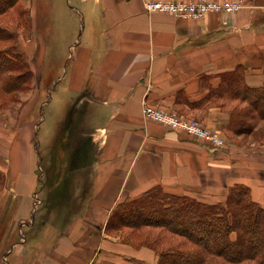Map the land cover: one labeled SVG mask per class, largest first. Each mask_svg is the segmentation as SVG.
I'll list each match as a JSON object with an SVG mask.
<instances>
[{
  "label": "crops",
  "instance_id": "1",
  "mask_svg": "<svg viewBox=\"0 0 264 264\" xmlns=\"http://www.w3.org/2000/svg\"><path fill=\"white\" fill-rule=\"evenodd\" d=\"M229 1L239 7L191 19L148 12L145 0H73L69 8L70 0H23L30 29L18 45L34 75L38 66L63 68L45 135L61 132L62 149L56 161L47 152V180L57 166L46 188L54 197L34 227L32 138L17 143V125L0 126V264H156L142 232L105 229L115 205L153 187L223 203L242 183L264 208V135L234 144L229 105L207 98L236 67L248 85L264 81V0ZM144 102L200 121L225 146L145 118Z\"/></svg>",
  "mask_w": 264,
  "mask_h": 264
},
{
  "label": "trees",
  "instance_id": "2",
  "mask_svg": "<svg viewBox=\"0 0 264 264\" xmlns=\"http://www.w3.org/2000/svg\"><path fill=\"white\" fill-rule=\"evenodd\" d=\"M19 2L0 0V42L14 39V33L2 27V20ZM31 76L29 62L13 44L0 48V87L4 92L21 90ZM207 98L221 105L224 100L236 102L226 124L234 136L253 135L264 121V81L248 85L242 67L222 73ZM3 179L0 170V184ZM126 228L144 234L142 243L155 251L156 264H264V208L242 183L229 187L223 203H206L153 187L111 210L106 231ZM150 229L157 230L152 239Z\"/></svg>",
  "mask_w": 264,
  "mask_h": 264
},
{
  "label": "rangeland",
  "instance_id": "3",
  "mask_svg": "<svg viewBox=\"0 0 264 264\" xmlns=\"http://www.w3.org/2000/svg\"><path fill=\"white\" fill-rule=\"evenodd\" d=\"M66 5L68 8L70 5L73 6V0H70V4L66 3ZM17 6L16 9H13L11 13H9L10 15H6L5 20H2V27L4 26L3 28L13 32L15 35L14 39L0 42V48H6L9 47L10 44H13L15 50L24 54V52L19 49L18 40L20 37L26 39L29 34V19L27 17L28 9L25 8L23 0H20ZM8 16H10V19ZM24 56L28 61L27 56L25 54ZM29 68L32 72V76L29 83L26 86H23L21 90L6 93L0 87V126L14 128L16 124L18 132L17 143L23 139L25 140V138L28 140L32 138L35 168L34 178L36 181L34 182L35 190L30 199L27 219H30V217L31 219L34 218L36 220L34 227H36L39 223L38 219L40 220V216H43L42 213L47 210L48 202L54 197L52 195H46V188L48 184L49 186L54 185L53 181L55 180L53 179V174L57 171L56 162H54V165H52V168L50 169L48 180L45 175H43L45 174L44 166L46 165L45 161L47 152L50 155L53 154L54 160L56 161L58 150L62 149V147H59L60 144L58 142L59 139L62 140V136L60 135L61 132H58L52 140H47L45 135L52 131V124L54 119L57 118V94H60L62 88L58 76L63 73V68L56 63L49 66H38L35 68V75L34 68L30 65ZM224 101L226 106L229 105L230 110L236 103L235 101ZM44 102H49V104L45 105L43 104ZM49 109H52V115L48 112ZM66 111V114H68L69 108ZM262 123L263 122L258 125L253 135L234 136L232 132L227 130L228 137L238 146H242V144L247 143V141L250 140H260L264 135V130L261 126ZM49 145H51V147H49ZM51 212L54 213L53 211ZM156 231L157 230L150 229V239L155 237Z\"/></svg>",
  "mask_w": 264,
  "mask_h": 264
},
{
  "label": "built area",
  "instance_id": "4",
  "mask_svg": "<svg viewBox=\"0 0 264 264\" xmlns=\"http://www.w3.org/2000/svg\"><path fill=\"white\" fill-rule=\"evenodd\" d=\"M144 7L148 12H163L182 18L200 19L210 13L232 11L238 8L239 4L229 0L222 2L213 0H145ZM142 111L145 118L160 122L173 130L182 131L193 138L202 140L213 149H221L225 146L226 142L222 136L206 128L200 121L178 118L162 108L148 105L145 102Z\"/></svg>",
  "mask_w": 264,
  "mask_h": 264
}]
</instances>
